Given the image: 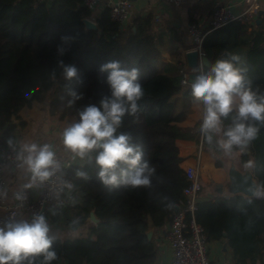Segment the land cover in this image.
Returning a JSON list of instances; mask_svg holds the SVG:
<instances>
[{"label":"trees","instance_id":"obj_1","mask_svg":"<svg viewBox=\"0 0 264 264\" xmlns=\"http://www.w3.org/2000/svg\"><path fill=\"white\" fill-rule=\"evenodd\" d=\"M87 16L94 17L95 28L85 27ZM61 36L75 39L62 44ZM166 41L184 44L172 23H156L153 11L121 25L110 19L106 7L94 13L82 0H0V128L5 145L25 124L22 120L15 123L13 118L33 102L47 100L49 113L70 124L78 121L84 106L99 104L110 94L107 73L99 72L105 62L117 60L123 68L138 67L145 90L138 101L142 111L126 116L118 132H130L133 143L144 153L143 159L155 168L151 186H105L98 178L95 152L66 167L63 175L73 182V188L64 212L71 211L69 231L79 234L65 238L51 235L57 259L50 264L59 259L66 264H158L157 233L183 206L182 190L187 183L175 139H194L215 157V166H224L223 152L210 146L200 133L201 121L192 127L178 124L190 110L192 82L180 89L179 97L157 94L160 79L180 85L182 63L161 61ZM59 46L66 49L63 55ZM202 50L211 65L218 58L239 56V62L234 63L247 70L253 90L264 96V11L259 10L251 23L233 20L208 31ZM61 60L78 68L82 82L65 79ZM70 91L81 98L74 100ZM235 115V111L231 113L224 125ZM257 127V138L247 151L234 150L241 164L254 162L253 174L262 194L215 193L212 198L200 199L195 211L208 241L223 240L234 264L242 258L264 257V123L257 122ZM78 171L88 178L78 177ZM90 211L99 218L97 223L89 220ZM60 216V211L54 210L46 219L56 223ZM151 228L153 235L148 239ZM42 260L39 256L34 264Z\"/></svg>","mask_w":264,"mask_h":264},{"label":"clouds","instance_id":"obj_2","mask_svg":"<svg viewBox=\"0 0 264 264\" xmlns=\"http://www.w3.org/2000/svg\"><path fill=\"white\" fill-rule=\"evenodd\" d=\"M74 39L61 36L62 44ZM65 51L64 47H58L61 55ZM239 60V56L232 55L230 59L218 58L206 71L202 68L192 70L195 75L190 85L191 97L194 104L202 106L203 113L200 133L210 146L214 145L226 156H231L234 148L249 147L259 133L257 122L264 123V96L253 90L247 70L234 63ZM59 63L66 80L82 82L74 64L65 65L62 60ZM99 72L107 73L110 94L103 96L99 104H88L79 111L78 121L63 130V144L81 159L90 158L95 152L98 178L105 186L150 187L155 168L143 159L144 153L133 143L130 132H118L126 116H136L142 111L138 101L145 96V90L140 82V69H126L113 60L101 64ZM70 95L74 100L81 98L75 91H70ZM234 111L236 115L225 126L224 120ZM18 158L27 166L33 182L47 181L61 167L49 144H25ZM253 166L254 162L249 161L247 167ZM76 174L88 178L83 171ZM254 194L262 192L257 189ZM17 199L26 197L18 193ZM50 231L42 214H34L31 221L12 219L5 222L0 227V264H34L39 256L43 257L41 264H50L57 259L52 247L55 237Z\"/></svg>","mask_w":264,"mask_h":264},{"label":"built area","instance_id":"obj_3","mask_svg":"<svg viewBox=\"0 0 264 264\" xmlns=\"http://www.w3.org/2000/svg\"><path fill=\"white\" fill-rule=\"evenodd\" d=\"M39 1L49 2L51 0ZM166 1L178 5L184 0ZM241 1L250 4L246 8H239L237 3L221 4L215 2L204 24L199 22L187 24L186 32L189 47L185 51L197 50V68L204 70L201 62V57L205 55L202 50V41L208 31L233 20L251 23L256 18L259 0ZM82 3L92 12L106 7L111 20L121 25L128 22L130 0H82ZM84 19L96 23L93 16H87ZM181 63L180 86L183 87L189 81V71L186 68L185 57ZM247 148L242 151H247ZM53 151L61 167L52 177L43 183L33 182L29 172L26 180L12 189L5 177V170L7 168L17 169L23 165L22 160L18 158L21 153V146L17 137L5 145L0 128V227L12 219L31 221L34 214H42L47 217L54 210L60 211V218L62 217L71 203L70 195L73 188V182L65 178L63 170L75 163V160L70 153H62L59 150ZM183 170L187 180L182 190L184 195L183 206L173 214L164 235L171 253L168 264H211L207 249V236L203 227L195 219V211L202 189L201 176L195 164H187ZM68 184H71L72 187H67ZM18 193H22L26 199H17Z\"/></svg>","mask_w":264,"mask_h":264},{"label":"crops","instance_id":"obj_4","mask_svg":"<svg viewBox=\"0 0 264 264\" xmlns=\"http://www.w3.org/2000/svg\"><path fill=\"white\" fill-rule=\"evenodd\" d=\"M130 2L131 7L127 23H130L134 17L145 15L148 11H153L156 14L157 24L172 23L177 28L184 44L166 41L163 44V52L161 55L162 62L174 63L182 62L184 51L189 47L186 28L190 21L204 24L215 2L221 4L237 3L239 8H246L250 4L249 2H243L241 0H184L178 5L166 0H130ZM259 7L260 9H258V11H264V0L258 1V8ZM101 9L102 8L97 9L94 13L99 12ZM181 88L180 85L173 84L167 78L160 79L156 85V91L159 95L172 94L179 97ZM189 109L185 118L178 123L180 126L192 127L197 121L202 122V106L198 107L192 101L189 105ZM21 120L24 121L25 124L22 127H18L16 131V137L20 142L21 149L25 144L30 145L34 143L41 146L49 144L52 146L53 150H59L62 153H70L75 163L82 162L83 159L78 156L76 157L74 153L65 148L60 137V129L62 125H64V120H60L56 115L49 113L47 100L33 102L30 106L21 108L18 112V116L13 118V121L18 123ZM175 144L178 147L179 155L183 158L180 162V166L183 168L187 164H195L198 168L204 186L199 194L200 199H209L212 198L215 193H219L216 190V185L219 183L223 185V191L220 193L221 195H232V193L227 191V164L229 156L223 153L222 160L224 166L217 167L214 164L215 157L202 150L200 144H197L194 139L177 138L175 139ZM232 157H234L238 169L244 170L247 167V164L240 163L239 158L237 161L234 155ZM28 173L26 165H22L17 169L7 168L5 170V177L10 188L14 189L21 182L25 181ZM259 189L262 192L260 187ZM47 221L51 229L50 235L65 238L79 234V232L71 233L69 231V222L67 223V228L61 227V225H59L61 218L56 223H51L49 219H47ZM166 228L167 227L160 230L156 236V241L158 243V264H168L171 257L169 246L164 238ZM79 231L81 233L82 230ZM223 245V240L210 241L209 258L211 264H234V262L230 260L229 254L223 249ZM56 264H66V262L63 259H59ZM237 264H264V257L260 259L242 258Z\"/></svg>","mask_w":264,"mask_h":264},{"label":"water","instance_id":"obj_5","mask_svg":"<svg viewBox=\"0 0 264 264\" xmlns=\"http://www.w3.org/2000/svg\"><path fill=\"white\" fill-rule=\"evenodd\" d=\"M86 28H95L96 23L93 21L83 19ZM184 57L186 60V68L189 71V81L193 82L194 73L193 69L197 68L198 63V52L195 49H189L185 51ZM201 62L204 67L211 66V61L208 59L206 55L201 57ZM227 176H228V187L227 191L233 194H242L244 196H254L257 189H259V185L257 183L256 178L253 174V169L246 167L244 170L238 169L235 163L234 157H228V164H227ZM222 184L219 183L216 185V190L221 193L223 191ZM89 220L93 223H97L99 218L95 215L93 211L89 213ZM152 228L147 231L148 239L151 238L152 235ZM225 244L223 245V249H225Z\"/></svg>","mask_w":264,"mask_h":264},{"label":"rangeland","instance_id":"obj_6","mask_svg":"<svg viewBox=\"0 0 264 264\" xmlns=\"http://www.w3.org/2000/svg\"><path fill=\"white\" fill-rule=\"evenodd\" d=\"M64 125H62V127H61V129H60V137H61V140L63 141V139H62V133H63V130L67 127V126H69L70 125V123L69 122H67L66 120H64V123H63ZM56 146H58V145H56ZM235 156V158H237L236 160L238 161V157H237V154H236V151L235 150H233V153H232V156ZM77 157V156H76ZM79 157V156H78ZM222 158H223V155H222ZM201 192V191H200ZM68 215H70L71 216V211H66V212H64L63 214H62V217H61V221H59V225H61V227H63V228H67L68 227V220H69V216ZM209 243H210V241H208L207 242V249H208V255H209Z\"/></svg>","mask_w":264,"mask_h":264}]
</instances>
